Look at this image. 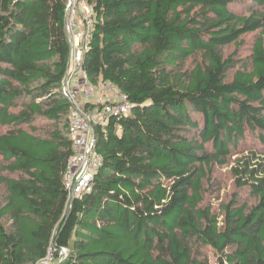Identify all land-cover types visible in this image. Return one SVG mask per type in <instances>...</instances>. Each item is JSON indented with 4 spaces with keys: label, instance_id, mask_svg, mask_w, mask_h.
<instances>
[{
    "label": "trees",
    "instance_id": "obj_1",
    "mask_svg": "<svg viewBox=\"0 0 264 264\" xmlns=\"http://www.w3.org/2000/svg\"><path fill=\"white\" fill-rule=\"evenodd\" d=\"M67 2L0 0V264H38L51 241L68 249L54 264H212L204 245L264 264V150L240 144L264 148V0H88L82 70L133 107L93 127L101 162L72 199ZM234 151L217 212L205 182Z\"/></svg>",
    "mask_w": 264,
    "mask_h": 264
},
{
    "label": "built area",
    "instance_id": "obj_2",
    "mask_svg": "<svg viewBox=\"0 0 264 264\" xmlns=\"http://www.w3.org/2000/svg\"><path fill=\"white\" fill-rule=\"evenodd\" d=\"M66 19V28L71 41V58L67 74L62 80L61 89L71 104L69 129L76 145V152L70 159L65 175L69 197L72 199L89 190V182L101 162V156L94 152L93 127L97 123H102L110 115L128 114L133 106L125 94L112 83L107 82L105 87L114 90L116 98L103 101L101 106H95L92 110L83 107L80 90L73 85L72 81L75 80V74L82 76L84 73L81 59L95 21L92 5L88 0H68ZM51 250L56 255V261H62L68 254L65 246H56ZM48 257L49 255L44 258V261Z\"/></svg>",
    "mask_w": 264,
    "mask_h": 264
},
{
    "label": "rangeland",
    "instance_id": "obj_3",
    "mask_svg": "<svg viewBox=\"0 0 264 264\" xmlns=\"http://www.w3.org/2000/svg\"><path fill=\"white\" fill-rule=\"evenodd\" d=\"M231 7L237 12H245L248 9V2H237L231 4ZM242 39H245V43L241 44V46L239 47L237 45L238 54L240 53L241 57L247 56L249 54L254 37L253 34H249L243 36ZM227 50L230 52L236 50V45L235 44L231 45L230 47L227 48ZM78 81L79 82H77L78 84L76 85L78 88L80 86L81 88L83 86V88L85 89L90 88L88 89L87 92H91L92 91L91 88L95 89L92 86L86 87L85 84H83V81L86 83L85 80L82 81V79L79 78ZM101 104L102 103H98L96 105L99 106ZM240 144L241 147L243 148L254 146V147H260L264 150L263 145H260L256 139L248 138L243 142H241ZM236 151H238V149H236ZM236 151H234L232 156L229 157L228 163L224 165H215L213 167V170L209 173V177L205 182L204 204H210L212 208L217 212H221L220 209L222 203L229 201L232 198L233 192L235 191V186L233 184V177L231 174L230 167L234 159L240 154V153H236ZM240 192H241L242 200L243 199L250 200L249 194H247L246 192L242 193V191ZM54 247H56V243L54 241H51L47 254V256L49 255V257L45 261L43 259L38 264H54L56 262L55 259L56 255L51 250ZM199 254H201L203 257H207L208 259H210L212 264L215 263L216 254L215 251H213V249L210 246L208 245L201 246Z\"/></svg>",
    "mask_w": 264,
    "mask_h": 264
},
{
    "label": "crops",
    "instance_id": "obj_4",
    "mask_svg": "<svg viewBox=\"0 0 264 264\" xmlns=\"http://www.w3.org/2000/svg\"><path fill=\"white\" fill-rule=\"evenodd\" d=\"M69 35V34H68ZM70 39V37H69ZM71 43V41H70ZM82 79L86 81V83L83 81V84H85V86H92L95 89L91 88V92H87L88 89L90 88H80V93H81V103L83 105V107L87 110H92L93 108H95V106H97L96 104L98 103H102L103 101H106L110 98H116V95H114L115 91L109 89L108 87H105V84L107 82H100L98 84H92L90 83L87 79H86V75L83 73L82 76L80 77V75L75 74V80L72 81L73 85L76 86L79 82L78 79ZM116 87V86H115ZM117 88V87H116ZM118 89V88H117ZM119 90V89H118ZM103 122H106L105 120Z\"/></svg>",
    "mask_w": 264,
    "mask_h": 264
}]
</instances>
